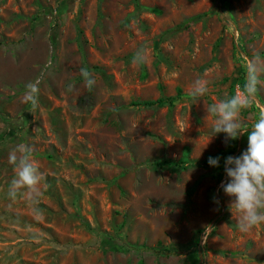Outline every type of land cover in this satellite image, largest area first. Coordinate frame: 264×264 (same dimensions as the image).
Instances as JSON below:
<instances>
[{
  "label": "rangeland",
  "instance_id": "rangeland-1",
  "mask_svg": "<svg viewBox=\"0 0 264 264\" xmlns=\"http://www.w3.org/2000/svg\"><path fill=\"white\" fill-rule=\"evenodd\" d=\"M256 56L264 0H0V264H264V224L240 232L220 187L247 134L211 138L207 113ZM197 78L209 92L193 101ZM260 110L264 86L243 126ZM19 144L39 211L6 196Z\"/></svg>",
  "mask_w": 264,
  "mask_h": 264
},
{
  "label": "clouds",
  "instance_id": "clouds-1",
  "mask_svg": "<svg viewBox=\"0 0 264 264\" xmlns=\"http://www.w3.org/2000/svg\"><path fill=\"white\" fill-rule=\"evenodd\" d=\"M144 55L143 50L138 51L134 63L144 62ZM246 69V82L242 88L207 108L208 115L213 119L211 138L223 133L227 142L247 134L246 150L239 156L225 158L224 171L228 179L220 186L225 195L233 198L228 208L237 220L238 230L243 233L264 224V110L258 112V118L250 128L244 127L240 119L242 110L252 105L259 88L264 86V81L261 80L264 63L256 56L247 63ZM28 87L32 90L28 99L35 109L38 106L33 94L35 87ZM208 92L209 82L204 78H197L190 86L188 95L193 101H197ZM8 162L13 168L14 176L8 182L7 198L13 201L24 198L35 211H39L36 206L39 204V185L43 175L33 159L32 148L27 144L15 146L9 153ZM219 162L218 156L208 158V164L212 167H219ZM213 201L219 203L215 197Z\"/></svg>",
  "mask_w": 264,
  "mask_h": 264
},
{
  "label": "trees",
  "instance_id": "trees-1",
  "mask_svg": "<svg viewBox=\"0 0 264 264\" xmlns=\"http://www.w3.org/2000/svg\"><path fill=\"white\" fill-rule=\"evenodd\" d=\"M246 75L244 74V77H241V83H240V87L242 88V86L244 85V83L246 82ZM181 94V90L179 88H177V96H179ZM174 100H175V96H167V97H159L155 100H139V101H131V105L133 106H141V107H151V106H160L163 104H167L169 108H171L174 105ZM165 162H170V161H156L155 164L157 166H161L163 163ZM173 164H177L175 161H172ZM205 165H209L208 164V160L204 161Z\"/></svg>",
  "mask_w": 264,
  "mask_h": 264
}]
</instances>
